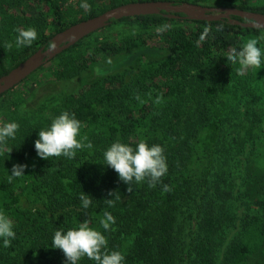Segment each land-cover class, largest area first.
I'll use <instances>...</instances> for the list:
<instances>
[{
    "label": "trees",
    "instance_id": "obj_1",
    "mask_svg": "<svg viewBox=\"0 0 264 264\" xmlns=\"http://www.w3.org/2000/svg\"><path fill=\"white\" fill-rule=\"evenodd\" d=\"M136 1L159 0H86L91 10L74 20L69 19L74 9L70 0H0V77L48 47L58 32ZM162 1L210 6L218 1L217 6L264 13V0ZM122 24L133 25L134 33L95 38V32L49 62L57 67L58 78L69 79L119 56L113 72L71 96L48 126L64 111L74 114L83 125L80 136H87L85 143L93 147L77 150L74 159H42L34 141L24 139L26 124L16 132L12 151L0 153V168L27 165L24 175L11 183V172L0 177V212L12 220L16 233L7 248L0 238V264H66L63 252L52 247L54 233L85 221L105 235L109 253L124 255V264H264L263 113L248 108L242 121L233 123L232 118L243 100H257L264 65L241 76L239 65L228 63L225 55L264 29L165 13L114 20L108 28ZM164 24L170 28L157 33ZM27 27H34L38 38L18 49L15 29ZM206 27L209 34L198 43ZM5 42L13 47L6 49ZM258 47L264 50V41ZM9 117L14 120V114ZM142 140L164 148L168 171L155 187L144 181L130 193L105 165L104 152L117 141L135 148ZM165 184L170 191H163ZM82 191L93 199L87 209ZM115 195L121 199L109 207L104 200ZM23 197L40 205L24 207ZM240 199L247 212L239 226L235 209ZM105 212L115 218L112 230L100 225ZM184 218L190 221L187 233ZM77 264L96 262L85 256Z\"/></svg>",
    "mask_w": 264,
    "mask_h": 264
},
{
    "label": "clouds",
    "instance_id": "obj_2",
    "mask_svg": "<svg viewBox=\"0 0 264 264\" xmlns=\"http://www.w3.org/2000/svg\"><path fill=\"white\" fill-rule=\"evenodd\" d=\"M80 7L85 11L91 10V5L84 0ZM264 27V26H261ZM170 28V25L164 24L156 28L157 33H163ZM18 33L15 39V46L19 49L25 46H31L38 38V32L34 27L16 28ZM209 29L206 27L199 37V42L206 39ZM260 41H264V33L249 38L244 42L239 50L231 48L227 51L226 58L228 63L239 65L236 68L238 75L243 76L250 68L260 69L264 65V50L258 47ZM4 47L11 49L13 44L5 42ZM49 51L56 48L55 42L48 45ZM139 99V97H137ZM83 127L81 121L75 118L74 114L64 111L58 117L52 120L50 127L39 130V138L35 141V150L37 155L45 160L52 157L61 156L68 159H74L77 150L84 148L91 149L92 143L88 141L87 136H80V130ZM19 130V124L16 122L5 123L0 126V153L12 149L7 148V140L15 139L16 132ZM80 136V139L77 137ZM164 148L160 145L151 147L145 141H140L135 148L119 141L114 142L105 152V165L111 167L118 173L119 179L128 185L127 191L133 192V185H138L144 181L148 182L150 188L155 187L161 178L167 174L168 166ZM27 165L15 164L11 169V175L8 176V182L11 183L14 178L24 175ZM163 191H170L168 185L163 186ZM114 192L109 195L114 197ZM121 199L120 195H115L113 199L104 200L109 207L115 206V200ZM82 207L87 209L92 203V198L82 191L80 195ZM115 223L112 214L105 212L104 218L100 220V225L104 230H112L111 225ZM13 222L3 212H0V238H3L5 248L11 246V241L15 239L16 233L13 230ZM108 240L100 231L90 227L87 221L80 223L77 228L69 229L67 232L57 230L52 238V247L60 249L65 258L66 264H77L83 257L96 262V264H124L125 257L119 251L107 249Z\"/></svg>",
    "mask_w": 264,
    "mask_h": 264
},
{
    "label": "rangeland",
    "instance_id": "obj_3",
    "mask_svg": "<svg viewBox=\"0 0 264 264\" xmlns=\"http://www.w3.org/2000/svg\"><path fill=\"white\" fill-rule=\"evenodd\" d=\"M78 1L79 0H70V3L74 6V9L71 11V16L69 17L70 20L80 19L85 14V10L83 8L76 6ZM217 2L210 4L214 5L212 7H222L217 6ZM134 29V26L131 24H122L110 28H104L98 31L94 37L103 38L108 35L111 38H117L119 36L134 33ZM118 58L119 56H113L107 60L93 64L83 74L69 79L58 78L55 75L57 67L52 65V63L46 64L44 69L31 75L27 80L15 87L10 93H7L5 96L0 98V126L5 123L16 122L19 124V129H22L23 125L27 124L26 127L29 132L24 139L31 140L32 142L34 141L35 143V141L39 138V130L48 128L51 122V117L61 113L65 109L68 99L91 81L113 72L116 68L114 65L119 60ZM9 63L10 62H8V64ZM118 69L121 70L123 67ZM248 108L256 109L258 111L260 109L264 118V83L258 88V98L254 101V103L248 104L245 100H243L238 105V108L232 116L233 123L242 121L244 118L243 114ZM9 114H14V120L9 117ZM17 140L18 139L9 138L7 140V148L10 149L15 146ZM10 168H0V177L6 172H11ZM238 182L241 186V178L238 179ZM17 189L22 191L20 188ZM238 204L239 206L236 207L235 212L239 217L237 225L240 226L241 219L247 212V206L246 204H242L241 199L238 201ZM22 205L24 207L34 208L40 204L39 202H34L28 199V197H23ZM182 221L186 223L184 232L187 233L190 229V221L186 218L182 219ZM191 223H194V220L193 222L191 220ZM237 232L238 228H235L232 235Z\"/></svg>",
    "mask_w": 264,
    "mask_h": 264
},
{
    "label": "water",
    "instance_id": "obj_4",
    "mask_svg": "<svg viewBox=\"0 0 264 264\" xmlns=\"http://www.w3.org/2000/svg\"><path fill=\"white\" fill-rule=\"evenodd\" d=\"M165 13L171 18H184L194 21H219L227 19L232 23L246 28L264 29V13L243 10L237 7H212L198 3L173 1H136L111 8L102 14L77 22L51 38L55 42L54 51L43 46L32 53L18 66L0 77V97L28 79L44 65L55 59L65 50L76 45L91 34L112 24L114 20L135 18L145 15ZM234 16L245 19V22L235 21Z\"/></svg>",
    "mask_w": 264,
    "mask_h": 264
}]
</instances>
